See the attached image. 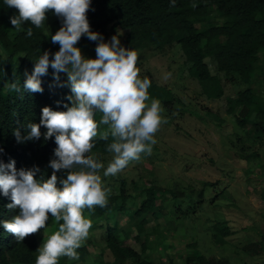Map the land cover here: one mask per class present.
<instances>
[{
	"label": "trees",
	"instance_id": "obj_1",
	"mask_svg": "<svg viewBox=\"0 0 264 264\" xmlns=\"http://www.w3.org/2000/svg\"><path fill=\"white\" fill-rule=\"evenodd\" d=\"M211 9L215 12V20L211 17ZM13 15H18L17 10L8 8L4 0H0V148H3L0 160L4 163L15 160L18 170L38 166L41 171L37 173V178H50L52 170L47 165L53 158L56 147L54 136L45 140L43 134L47 130L41 126L42 135L39 140L17 143L13 132L19 128L23 135V126L28 122L39 124L43 107L66 111L64 104L71 106L67 100V96L71 95L70 87L57 86L51 67L47 75L40 78L44 89L42 93L26 92L23 88L25 72L31 74L34 61L45 50L51 54L59 50L58 44L51 43L50 33L55 34L58 31L61 21L49 12L44 27L36 28L29 22L22 25L25 31L17 33L10 23V17ZM87 18L91 30L100 33L103 38L108 37L110 31L117 28L127 31L121 45L135 51L152 47L160 53H165L173 45H180L189 64V74L198 80L201 93L211 100L224 96V81L240 84L242 87L236 95L227 98V111L234 114L235 110L239 109L237 126L245 131L244 137L239 135L243 144L241 150L247 152L252 146L245 144L247 139L256 145L264 144V97L255 93L253 87L254 73H264V59L261 57L264 51V0H175V6H172V0H92ZM28 27L33 29L31 37L26 35ZM87 44L96 42L84 36L77 47ZM210 62L215 65L216 73L212 71ZM219 73H223L224 78ZM149 80V96L171 105L170 99L167 98L170 90ZM60 81H67L66 74H60ZM12 83H15L20 91L12 90ZM98 131L103 133L108 131V128L102 125ZM111 139L109 136L108 140H104L98 135L92 149L95 152L93 156L100 159L102 155L111 154L106 151ZM247 154L249 160L261 158L258 149ZM143 155L146 154L142 153L141 156ZM252 172L250 167L247 174ZM133 183L134 188L138 189V183ZM214 184L204 182L205 187ZM127 185V178L122 179L120 193L108 197L105 207L96 206L92 211L85 210L92 212L95 218H107L108 212L127 213L130 198H136L139 207L130 218L134 220L138 234L146 232V240L141 243V250L146 251L150 246L149 237L152 234L157 233L161 238L164 234L156 227L146 231L147 217H140L150 212L156 218L160 216L161 212L157 210L156 204L157 191L172 196L177 193L170 188L149 185L140 189L136 196H132L127 193ZM203 197L204 188L199 192L200 201ZM9 203L10 198L0 193V264H35L37 249L41 246L38 234L17 241L14 235L3 228V221L11 220L19 213L18 209L7 208ZM218 224L220 230L216 231L213 237L216 242L225 244L229 242L226 237L235 231L228 224ZM100 227L103 228L104 224H100ZM125 229L119 227L117 221L114 225L106 226L105 244L113 256L108 264H151L143 257L141 251L122 243V238H129ZM136 238L140 241V237ZM88 243H83L77 249L81 262L90 255ZM189 246L192 250L182 263L169 259L168 264H230L227 258L215 259L205 256L196 243ZM247 247L250 254L264 255V236L258 241H250ZM58 264L69 263L59 259Z\"/></svg>",
	"mask_w": 264,
	"mask_h": 264
},
{
	"label": "clouds",
	"instance_id": "obj_2",
	"mask_svg": "<svg viewBox=\"0 0 264 264\" xmlns=\"http://www.w3.org/2000/svg\"><path fill=\"white\" fill-rule=\"evenodd\" d=\"M91 2L4 0L8 8L18 12L10 17L17 33L25 31L22 25L29 22L36 28L44 27L49 12L61 21L58 31L50 33L51 43L58 44L59 50L54 54L45 50L34 61L31 74L25 72L24 90L42 93L40 78L51 67L57 86H68L71 91L67 96L71 106L64 104L66 111L43 107L39 124L28 122L23 126V135L19 128L13 132L17 143L39 140L41 126L47 130L45 140L54 136L56 147L47 165L52 170L50 178H37L41 171L38 166L18 170L15 160H0V193L11 200L7 208L19 210L11 220L2 222L3 228L17 241H23L45 229L50 216L58 224V229L47 235L37 249L35 264H58L60 257L79 259L77 249L92 227L84 209L105 207L111 192L103 184L101 169L104 177L115 176L130 162L139 161L142 153L150 155L157 143L155 134L167 122L161 116L160 102L150 100L151 81L139 75L137 52L122 46L118 34L105 42L100 33L91 30L87 18ZM26 35H33L31 27L26 29ZM84 36L96 42L95 58H86L77 47ZM61 73L66 74V82L60 81ZM10 88L20 91L15 83ZM97 113L101 114L99 122L95 119ZM101 124L108 131L99 133ZM98 135L104 140L112 138L106 147L112 154L106 169L99 159L89 155Z\"/></svg>",
	"mask_w": 264,
	"mask_h": 264
},
{
	"label": "rangeland",
	"instance_id": "obj_3",
	"mask_svg": "<svg viewBox=\"0 0 264 264\" xmlns=\"http://www.w3.org/2000/svg\"><path fill=\"white\" fill-rule=\"evenodd\" d=\"M211 10V17L215 20V12ZM117 29L110 31L104 38L105 42L116 34L122 42L127 31ZM95 47L96 44H87L79 48L86 58H95ZM136 52L140 77H147L170 90L167 98L171 105L150 97V100L160 102L161 116L167 122L162 123L155 134L157 143L152 146L150 155L130 162L115 176L104 177V169L100 174L104 186L111 189L108 197L120 193L124 178L128 182L127 193L132 196L149 185L173 189L176 196L156 192L157 210L161 212L158 218L152 212L140 217H147L146 231L156 227L164 235L161 238L157 233L152 234L149 248L141 250L146 232L138 234L135 222L130 218L139 207V202L132 197L127 213L108 212L107 218H95L92 212L84 209V216L92 222L84 242H89L90 255L82 262L67 257L59 259L69 264H108L113 256L106 248L104 233L107 224L114 225L117 221V225L125 227L129 233V238H122V243L141 251L151 264H168L169 259L182 263L192 250L191 243H196L209 258H227L230 264H264V255L247 251L250 241H258L264 236V144L256 145L247 139L245 144L252 146L247 152L241 150L243 144L239 135L244 137L245 131L237 126L239 109L234 114L227 111V98L236 95L242 86L224 81V96L211 100L201 93L198 80L189 74V64L180 45H173L165 53L152 47L137 49ZM261 57L264 59V51ZM210 66L216 73L215 65L210 62ZM219 75L224 78L223 73ZM253 79L255 93L264 97V73L256 71ZM95 119L99 122L101 114L97 113ZM257 149L261 158L249 160L247 153ZM89 154L94 155L95 152ZM111 159L112 154H105L99 160L106 169ZM250 167L253 172L247 174ZM57 175L63 176L61 173ZM133 181L138 183V189L134 188ZM205 181L215 184L205 187ZM202 188L204 197L200 201ZM49 220L46 228L37 233L41 245L47 235L58 229L51 216ZM219 222L223 223L222 226L228 224L235 231L226 237L229 242L225 244L216 242L213 237L220 230ZM100 224L104 227L101 228Z\"/></svg>",
	"mask_w": 264,
	"mask_h": 264
}]
</instances>
